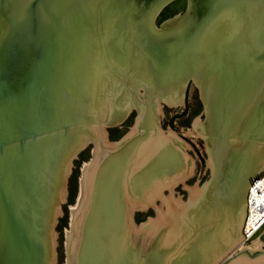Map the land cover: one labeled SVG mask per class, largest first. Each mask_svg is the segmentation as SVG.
Returning <instances> with one entry per match:
<instances>
[{
    "label": "bare ground",
    "instance_id": "obj_1",
    "mask_svg": "<svg viewBox=\"0 0 264 264\" xmlns=\"http://www.w3.org/2000/svg\"><path fill=\"white\" fill-rule=\"evenodd\" d=\"M112 1L76 0L71 10H68L70 17L68 16L67 22H70H65L68 25V34L64 39L68 43H72V46L78 45V48L76 52L69 49V54L66 50V77L68 78V92L66 94H68V97L63 96L62 103H65L64 100L68 101V109H70V112L68 110L69 115L68 118L66 117V122L68 119L69 125L79 123L77 125L80 128L84 126L83 132L85 133L83 134L85 136L83 135L82 138L85 140L82 146L86 141L94 142L95 145L97 144L96 147L99 143L101 146L103 145L99 135L100 132H98L100 128L99 116L102 114L101 112L109 109L115 103L114 98L119 93L122 94L120 97L122 99L119 102L121 103L124 100L125 103L133 99V96H138L137 91L141 87L145 91L151 89L159 95H162V93L164 95L167 90L172 88L174 91L179 90V92H182L184 84L187 83L185 76H198L199 74L198 78L200 80L198 79V83L202 88L201 97L208 111V105L211 103V96L213 95L212 81L214 78L217 79V74L220 72V70L219 72L217 70L222 66L221 61L223 60L220 51L223 49V44L216 40V36L222 35L223 38L232 41L234 35L238 33L236 34V42L232 44L233 46L228 45V48L230 47L232 50L227 49L226 51L232 57L237 56V53L244 54L247 49L246 43L249 41L254 42L253 40L258 35L261 36V39L264 37V0H219V4L223 3L222 8L218 13L213 12L211 19L204 25H201L202 22L195 21L193 24L188 25L184 18L185 12H183L163 21L160 27L156 26L157 16L155 18L151 14L153 11H150L144 19L138 21L132 15L125 14L120 6H116L120 9L115 8L114 10L112 8L114 6L111 4ZM172 1L162 4L158 10L156 9V14L159 15L160 11ZM110 9L112 11L109 12ZM105 12L107 13L103 15ZM147 24L157 37H164V35L172 37V39L167 38L169 41H166V44H174L173 41H176L175 47L177 43L182 47L186 46V41H188L191 44L190 47L182 49L178 61L170 57H164L163 54L161 56L154 55V53L157 54L160 51L156 48L147 49L149 43L144 40L153 37L148 32V27H145ZM200 26H203L206 30L196 36ZM207 31L212 33L214 37L209 38L206 34ZM67 36L68 38H66ZM192 39L193 42L189 41ZM167 47L169 49L168 45ZM167 47L161 46L162 51L167 53ZM68 55H70L69 59ZM134 59L135 62H133ZM77 60L79 61L77 62ZM116 60H119V63ZM245 68L246 65L242 63L238 68V72H245ZM257 72V79L251 77L249 73L243 75L246 78L245 80H242V75L238 77V85L243 92H236L235 88L237 86L233 85L236 80H232V85H229L230 90L227 91L230 95L232 94V101L231 107L228 105L229 112L226 116L221 113L222 104H218L216 107L217 113L221 117L220 123L227 126V136L224 138L222 136L221 138L218 137L214 124L209 129L205 127L206 130L208 129L211 138L207 148L210 154L209 164L213 170L211 178L205 184L206 186L202 190L200 188L201 191L198 192L197 197L199 200L197 203L190 210L184 209L183 211L186 212L184 214L185 218H188L183 222L184 224L182 223L176 236L177 239L185 237L183 240L185 246H180L179 243L178 247V256L183 254V259L180 258L183 261L182 264H213L215 261L213 259L217 255L223 254L231 246L232 241L235 240L231 241L233 235L235 234V237H237L240 233V224L246 214L245 200L250 182L258 170L264 167V160H261L263 151L261 152L258 146L261 141L251 142L238 137L243 123L247 121V118L250 120V112L264 99V63L257 68ZM226 77L231 78L230 75ZM220 82L221 80H219ZM237 95L240 98H237ZM109 97L113 99L111 103H108L110 102ZM146 99L149 102L152 98L150 99L149 94H147ZM234 101L237 104L233 105ZM141 103L143 107L148 105L146 101ZM43 104L46 105L45 101ZM72 107L73 109H71ZM84 113L88 117L87 120L85 121V117L83 120H79L82 119ZM74 130L72 128L71 133ZM56 134L48 133L41 136L40 144L42 148L50 150L46 157H49L55 149L59 138L64 139L63 136L66 132L62 130V133ZM151 137L150 130H148L146 136H143L141 140L145 138L144 140L148 142ZM67 148L70 149L69 143ZM249 150L248 158L243 162V165L240 163L241 167L239 166V168H242L240 179L236 186L232 187L228 173L232 168L239 165L236 155ZM70 151L72 150L70 149ZM76 152L77 150L72 151L70 158L75 157ZM110 152H108L109 162L105 163L103 169L100 170L101 161L98 162L99 157L96 156V152L92 162L89 163L91 165L87 167L86 179L84 178L86 183H84L83 197H85L82 199V203L86 199L89 184L92 192L96 175L104 174L106 180L103 188L98 193L96 204L93 203V197L91 196L89 198L91 201L89 208L85 207V211L80 209L82 213L81 220L78 219L80 223L76 225L78 223V221L76 223L77 219H72V232L75 233L74 236L70 237V241H72L71 251L73 256L76 254L77 264H139L140 262V254H137L138 251L129 239L130 224L128 222L130 220L128 216L129 211H133L134 206L136 208H147V205L144 203L140 205L131 204L130 208L126 207L127 198L123 183V155L113 157ZM129 153V151L126 152V154ZM63 165L59 163L56 165V179L59 182L60 176L65 178L62 182V187H65L70 165L66 167ZM228 165L229 170L227 169ZM155 174L153 173V176ZM48 177L47 183L49 182ZM42 197H45V195ZM55 200L56 198L53 197L52 203ZM216 203L217 206H215ZM238 208H240L239 223L236 222V227L233 225V228H231V224L239 216L232 220V216ZM91 211H97V215L92 214ZM223 217H225V221L223 220L222 224L217 227L219 221L224 219ZM217 239L224 241L222 248L215 244ZM70 241L68 240V247ZM255 243L258 245L257 250L262 249V245H264L263 236L255 240ZM91 245H93L94 250ZM176 245L178 246L177 242H174L170 249L155 246L153 251L151 250L143 256L144 264H147V259L151 258L152 253L157 256H155V264H158V262L163 264V260H159L158 256L167 254L173 247L176 248ZM252 252L254 251L242 248L238 255L230 259L234 257L248 259L251 256H264L262 250L255 254ZM69 255L71 254L68 253V259ZM85 255L86 257L83 260L81 257ZM88 256L90 257L87 261ZM137 257H139L138 260ZM218 257L217 261L223 255Z\"/></svg>",
    "mask_w": 264,
    "mask_h": 264
},
{
    "label": "water",
    "instance_id": "obj_2",
    "mask_svg": "<svg viewBox=\"0 0 264 264\" xmlns=\"http://www.w3.org/2000/svg\"><path fill=\"white\" fill-rule=\"evenodd\" d=\"M168 1L170 0H113L111 4L114 10L116 6H120L125 14L141 21L150 11H153L151 14L156 18L158 8ZM75 2L76 0H0V264H50L52 228L59 205L65 200L62 199L65 196V187H62L65 178L60 176V181H57L56 165L65 163L63 166L66 167L89 142L86 141L82 146L85 140L82 138L85 136L84 126L80 128L77 125L79 123L69 125L68 119L66 122L70 109L68 101L64 100L65 103H62L63 96L68 97L66 50L69 54V49L76 52L78 48V45L72 46V43L64 39L68 34V25L65 23L69 19L68 10H71ZM222 4H219V0H188L184 18L188 25L194 21L202 22L201 25H204L211 19L213 12L220 11ZM145 27H148V24ZM147 30L153 37L148 36L144 41L149 43L147 49L156 48L160 51L154 53L156 56L163 54L164 57L178 61L182 49L191 45L188 41L186 46L182 47L178 43L175 47L176 41H173L174 44H166V41H169L167 38L172 39L171 36L157 37L149 27ZM205 30L206 28L200 26L196 36ZM206 34L209 38L214 37L209 31ZM236 34L232 41L223 38L222 35L216 36V40L223 44V49L220 50L223 60L222 66L217 70V72L220 70V75L218 73L217 79L214 78L212 81L213 95L206 112L208 129L214 124L220 138L227 136L228 131L227 126L220 123L217 105L222 104L221 113L226 116L232 101V94L227 92L230 90L232 80H236L233 84L237 86L236 92H243L239 88L238 77L242 75V80H245L243 75L249 73L251 77L257 79V68L264 63V37L261 39L259 35L254 42L246 43L247 49L244 54L237 53L235 57L227 54V49L232 50L230 47L236 42ZM189 41L193 42V39ZM161 46L167 47V53L162 51ZM242 63L246 65V71L239 73L238 68ZM227 75L231 78L226 77ZM237 98L240 96L237 95ZM44 101L46 105L43 104ZM235 104L237 103L233 105ZM84 117L86 121L88 118L86 113L79 120H83ZM249 118L250 120L247 118L243 123L238 137L251 142L256 140L264 142V99L250 112ZM71 127L75 129L72 133ZM62 130L66 132L64 139L59 138L55 149L46 157L50 150L42 148L41 136L62 133ZM68 143L72 151L77 150L73 158H70L72 151L67 148ZM249 154L250 150L236 155L239 165L228 173L232 187L238 183L242 171L239 166L243 165ZM227 169H230L229 165ZM105 177L104 174L95 176L92 189L94 204L100 189L103 188ZM44 195L45 197H42ZM53 197L56 198L54 203ZM217 205L216 203L215 206ZM239 210L240 208L232 216V220L240 214ZM92 214L97 215V211H93ZM239 217L240 215L231 224V228L233 225L236 227V222L239 223ZM223 218L217 227L223 220L225 221V217ZM223 242L222 239L215 240V244L221 248ZM91 247L94 250L93 245ZM176 250L178 251V248ZM174 256L178 255L175 253ZM85 257L86 255L81 258L84 260ZM225 262L223 264H264V256L248 259L234 257ZM147 264L155 262L150 258L147 259Z\"/></svg>",
    "mask_w": 264,
    "mask_h": 264
},
{
    "label": "rangeland",
    "instance_id": "obj_3",
    "mask_svg": "<svg viewBox=\"0 0 264 264\" xmlns=\"http://www.w3.org/2000/svg\"><path fill=\"white\" fill-rule=\"evenodd\" d=\"M187 7L188 0H173L160 11L159 15H157L155 22L156 26L160 27L163 21L172 18L176 14L185 12ZM184 86L182 92H179V90L174 91L172 88L167 90L164 95L163 93L159 95L151 89L146 91V95L149 94L150 99H152L150 100L151 106L145 107V113L147 112L146 114L149 115V118L150 116L151 118L154 117L152 119L154 129L151 130L153 136L148 140L147 145H154L156 138H166V140H163V142L166 141L163 146H166L165 148H168V151L172 150L175 154L178 153L175 150L179 149L190 166L188 171H190L192 167L193 173L190 175L185 171L181 175H178V177L168 178L169 183H167L161 191L158 186H156L153 193L150 192L151 195L149 200H151L152 207L149 206L148 200H145V196L139 195L140 191L145 190V188L147 189V184L144 188L139 189L135 187L134 190L129 188V192H125L129 206L131 204L136 205V203L137 205L142 203L147 205V208H136V206H134L135 210L132 208L133 211L130 210L128 216L130 220V222H128V224H130L129 239L138 251L137 254H140V262L143 256L155 249V246L170 249L173 243L177 242L178 246L176 245V248L173 247L167 254L165 253L158 257L159 260H163V264H182L183 261H181L180 258L183 254L179 256L174 255L175 250L179 247V243L180 246H185L183 242L185 237L177 239L176 236L177 231L181 229L182 223L186 221L184 215L186 212H183L185 208L182 209L178 207L177 203L181 201L188 202L191 195L195 193L197 189L199 190L200 186H203L211 176V168L208 165L210 154L207 148L209 133L208 129L206 130L205 128L208 127V119L206 107L201 100L200 85L196 81H189L184 84ZM137 95L138 98L133 97L131 103L125 104L121 102L118 104L121 108L125 105L121 111H117L114 107L115 103H113L109 109H105L101 112L102 114L99 116L100 124H98L100 128L98 132H100L99 135L103 144L102 147L99 146L100 143L96 147L97 144L95 145L94 142H88V145L78 153L76 158L68 162L67 165H70V172L65 186V196L63 198L65 200L59 205L56 221L52 228V243L49 247V251L52 253L50 264H77L76 254L73 256L71 251L72 241H70V237L74 236L73 234L75 233L72 232V219L75 220L76 218V223L78 221L76 225H78L82 218L81 210L85 211V207L89 208L91 205V201L89 200L92 196L90 184L87 190L88 193L86 192L84 203H82V199L85 197H83L84 183H86L84 178L86 179L87 167L91 165L89 163L92 162L94 153L96 152V156L98 155L99 157L100 154V157H102L101 153L108 150V148L111 150L110 145L113 142H109L108 140L117 141L125 135V138H133V136L145 133L144 130L146 131V129L141 124H143V115L146 114H144L142 109H140L141 107L137 105L138 102L145 101V89L143 87L139 88ZM109 100L110 102L108 103L113 101L110 97ZM133 108L138 112L134 111L129 116L128 120L123 123L122 121L134 110ZM115 124L117 126L114 127L113 125ZM129 132L130 134L127 135ZM160 143L162 142L158 140V144ZM167 143H171L176 149L171 145L167 146ZM144 144H146V142ZM258 146L259 150H261V152L263 151L261 160H264V142L259 143ZM141 153L144 154L143 157L141 156L143 160L146 154L144 151ZM101 159L102 158H99L98 161ZM246 214L244 220L242 219L240 224V233L237 237H235V234L233 235L234 237L231 238V241L233 239L235 240L232 241L231 246L228 247L223 254L217 255L213 259V261L215 260L213 264H223L231 257L238 255L242 251V248H248L254 251L252 252L253 254L261 252V250L262 252L264 251V245H262V249L257 250L258 245L255 243V240L259 237L263 236L264 238V228L253 240L244 242L242 239V227L246 219ZM157 237H160V239L158 240ZM156 239L158 242L155 241ZM68 240L70 241L69 247ZM68 253L71 254L69 255V259ZM178 253L177 251L176 254L178 255ZM222 255L223 257L217 261V258H219L218 256ZM155 256L156 254L152 253L151 259L153 261L155 260ZM253 257L255 256H251V258ZM138 258L139 257L136 259L138 260ZM144 262L145 260L143 259L142 263L144 264Z\"/></svg>",
    "mask_w": 264,
    "mask_h": 264
},
{
    "label": "flooded vegetation",
    "instance_id": "obj_4",
    "mask_svg": "<svg viewBox=\"0 0 264 264\" xmlns=\"http://www.w3.org/2000/svg\"><path fill=\"white\" fill-rule=\"evenodd\" d=\"M116 61L119 63V60H116ZM133 62H135V59ZM120 64L122 65V63H120ZM198 76H199V74H198ZM198 76L188 75V76H185V79L187 80V83L189 81L195 82V80L198 83V79H199ZM180 78H182V77L180 76ZM199 89L201 92L202 88L200 87ZM121 96H122V94L119 93L115 98L113 97L114 101H115L114 107L117 111H121L125 107V105H123L121 108V106L118 105V104H120L119 101L122 99V98H120ZM145 96H146V91H145ZM133 97L138 98V96H133ZM132 101H133V99H131L130 101H126L125 104L131 103ZM140 101H141V99H140ZM145 101H146V98H145ZM122 102L124 103V100ZM202 102L204 103V105L206 107L205 102L203 100H202ZM140 103L141 102H138V104H137L138 107H141L140 109H142L144 114H146L147 112L145 113V107L141 106L142 103L141 104ZM146 103L148 104V105H146L147 107L151 106V104H150L151 101L148 102V100H147ZM133 109L134 110H132L129 113V115L122 121L123 123H125L128 120L129 116L134 111H137L135 108H133ZM206 110H207V107H206ZM153 118L154 117L151 118V116L149 118V115H147V114L143 115V122H142L143 124H141V125L146 129V131L144 130L145 133H141V134H138L136 136H133V138L132 137L125 138L126 137V135H125L117 141L108 140L109 142H113L110 145L111 150H108V151L106 150L107 152L105 151V152L101 153L102 157H100V154H99V158H102L100 160L101 161L100 170L105 167V163L107 164L109 162L108 152L111 151L110 153H111V155H113V157L114 156L119 157L120 155H123L122 156V158H123L122 159V165L124 166V172H123L124 173V176H123V178H124L123 179L124 191L129 192V188H132V190H134L135 187H137L139 189L144 188V186L147 184L148 185L147 189L145 188V190L140 191L139 195L145 196V200H148L150 207H152V203H151V200H149V198H150L151 193H153V190L156 188V186H158L159 189L161 188L160 189V191H161L167 185L165 183L166 182L169 183L168 178H170V177L174 178L175 176L178 177V175H181L185 171L187 173H189L190 175L193 173L192 167H191L190 171H188V168L190 166L188 165L186 159L184 158L183 154L180 153V150L178 148H177L178 150H175L178 153L175 154L172 150L168 151L169 149L165 148L166 146H163L164 143H166V141L163 142V140H166V138L155 139L154 145H147V143L144 144L145 142H147V140H144L145 138H143V140H141V138L143 136H146L148 130H150L151 136H153V134L151 132V130L154 129L153 128L154 123L152 122ZM118 125H120V124H118ZM113 126L115 127L117 125L115 124ZM129 134H130V132L127 135H129ZM108 139H109V137H108ZM208 139L210 140L211 138L209 137ZM158 140H160L162 143L158 144ZM115 142H117V143H115ZM209 144H210V142H209ZM169 145L174 147L171 143H167V146H169ZM99 146L102 147L100 144H99ZM127 151H129L130 153L126 154ZM143 151L146 155L144 156L145 158L142 160L141 156L143 157L144 154H142L141 152H143ZM153 152H155V153L153 154ZM93 158H94V156H93ZM208 165L211 168V175H212L213 168L209 164V161H208ZM153 173L154 174L156 173V174L153 176ZM210 178H211V176H210ZM205 184L203 186H200L201 190L203 189L204 186H206ZM200 188H199V190L197 189V191L195 193H193L194 195L193 194L191 195V198L188 202H184V201L178 202L177 203L178 207H180L182 209L185 208V210L186 209L190 210V208H192L197 203V201L199 200L197 195H198V192L201 191ZM141 196H140V199H141ZM128 203L129 202H126V207L128 206L130 208L131 205L129 206ZM187 206H188V208H187ZM187 218L188 217H186L185 219L187 220ZM158 239H160V237ZM155 241H157V239Z\"/></svg>",
    "mask_w": 264,
    "mask_h": 264
},
{
    "label": "built area",
    "instance_id": "obj_5",
    "mask_svg": "<svg viewBox=\"0 0 264 264\" xmlns=\"http://www.w3.org/2000/svg\"><path fill=\"white\" fill-rule=\"evenodd\" d=\"M242 239L250 241L264 228V167L252 181L248 196Z\"/></svg>",
    "mask_w": 264,
    "mask_h": 264
}]
</instances>
